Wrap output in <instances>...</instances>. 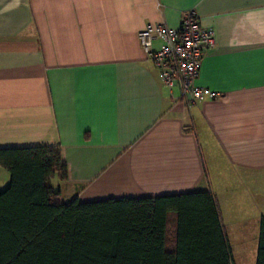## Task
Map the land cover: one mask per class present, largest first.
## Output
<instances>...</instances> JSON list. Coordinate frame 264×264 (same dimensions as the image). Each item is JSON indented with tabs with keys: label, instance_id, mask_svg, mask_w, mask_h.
<instances>
[{
	"label": "crops",
	"instance_id": "obj_1",
	"mask_svg": "<svg viewBox=\"0 0 264 264\" xmlns=\"http://www.w3.org/2000/svg\"><path fill=\"white\" fill-rule=\"evenodd\" d=\"M190 12L214 34L196 85L216 95L193 106L138 39ZM50 147L65 202L211 193L229 244L260 233L264 0H0V150Z\"/></svg>",
	"mask_w": 264,
	"mask_h": 264
},
{
	"label": "trees",
	"instance_id": "obj_2",
	"mask_svg": "<svg viewBox=\"0 0 264 264\" xmlns=\"http://www.w3.org/2000/svg\"><path fill=\"white\" fill-rule=\"evenodd\" d=\"M0 168L10 176L0 188V264H233L211 193L65 202L52 183L68 178L57 147L0 150Z\"/></svg>",
	"mask_w": 264,
	"mask_h": 264
},
{
	"label": "built area",
	"instance_id": "obj_3",
	"mask_svg": "<svg viewBox=\"0 0 264 264\" xmlns=\"http://www.w3.org/2000/svg\"><path fill=\"white\" fill-rule=\"evenodd\" d=\"M213 31L201 27L198 15L190 12L183 18L180 29L149 24L138 34L142 50L160 70L162 81L170 88L179 86L181 98L191 106L216 95L199 88L204 53L214 45Z\"/></svg>",
	"mask_w": 264,
	"mask_h": 264
},
{
	"label": "rangeland",
	"instance_id": "obj_4",
	"mask_svg": "<svg viewBox=\"0 0 264 264\" xmlns=\"http://www.w3.org/2000/svg\"><path fill=\"white\" fill-rule=\"evenodd\" d=\"M9 178L10 176L7 171L0 168V188L2 190L6 189V186L9 185ZM52 183L55 188L60 187V184L57 180H54ZM245 228L247 234L242 237L231 236V234L228 232V237L232 241L230 242V245L233 252V264H256V258H252L251 256L255 257L257 255L259 228Z\"/></svg>",
	"mask_w": 264,
	"mask_h": 264
}]
</instances>
